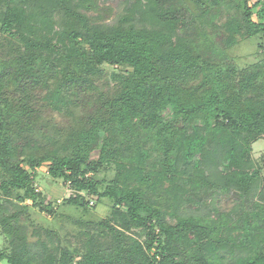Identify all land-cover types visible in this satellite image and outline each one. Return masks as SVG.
<instances>
[{"label": "trees", "instance_id": "obj_1", "mask_svg": "<svg viewBox=\"0 0 264 264\" xmlns=\"http://www.w3.org/2000/svg\"><path fill=\"white\" fill-rule=\"evenodd\" d=\"M137 2L143 12L105 22L87 14L91 0H0V264H264V153L257 165L251 155L264 138V49L241 68L224 48L264 37V0ZM55 69L63 87L95 90V128L72 98L38 99ZM43 165L73 189L63 204L111 202L103 218L76 219L74 243L31 221L32 208L55 214L35 185ZM107 168L113 177L99 178ZM212 182L248 209L179 207Z\"/></svg>", "mask_w": 264, "mask_h": 264}, {"label": "rangeland", "instance_id": "obj_2", "mask_svg": "<svg viewBox=\"0 0 264 264\" xmlns=\"http://www.w3.org/2000/svg\"><path fill=\"white\" fill-rule=\"evenodd\" d=\"M93 7L88 10L87 14L91 17L93 21H105L111 22L116 19L123 12L138 9L143 12L144 5H140L138 0H91ZM253 1V0H252ZM256 10L254 11V13ZM222 19V23L226 22L231 15L235 16L234 12L225 13ZM216 22V21H215ZM217 23H219L217 21ZM212 27V26H211ZM188 36H192V32H187ZM218 38L216 41L218 42ZM201 41V40H200ZM206 40H203V42ZM0 42L4 45L7 42L4 39L3 34L0 32ZM219 43V42H218ZM220 44V43H219ZM223 45V43L221 44ZM264 49V37L254 36L250 38H239L234 44L224 47L225 52L229 57H231L238 67L244 68L251 64L259 62L261 59V48ZM0 55H3L0 49ZM112 67L107 65L103 66V72H112ZM59 70H50V72H42L40 76L41 82L47 84V87H42L37 89V97L40 101L44 100V96L48 93L57 92L63 97L72 98L75 103L77 110V117L82 120V125L85 128H95L93 126L97 113L94 109V96L95 90L84 87L82 89L71 87L65 88L60 82H62V75L58 74ZM107 75V76H106ZM111 78L108 74L102 79L95 82L98 91H107L111 85ZM55 117L57 122L64 123L65 125H72V117H70L65 112H60L57 110L50 111ZM81 116V118H80ZM99 134H102V130L98 129ZM264 153V138H259L252 143V158L254 165L260 162L261 155ZM97 152H93L92 157H96ZM113 168H107L98 174L99 178L104 180H109L114 175ZM212 174L208 175V180L212 179ZM261 176L264 179V164L261 172ZM35 185L46 197L47 201H50L55 208V214L49 215L45 212H40L37 209H30L31 221L40 226L41 228L53 229L57 232L63 244L67 242H76V236L80 228L75 224L76 219L93 220L96 221L100 218L105 217L110 212L111 202L107 198L97 199L96 197L91 198L85 196V200H89V206L86 210L82 207L75 205L63 204L64 198L73 195L74 191L71 187L64 184L61 179H54L47 174V168L45 165L41 166L35 174ZM213 183V182H212ZM196 191L195 197L193 196V201L183 202L180 204V208H191L194 210H199L202 213H212L224 216L229 215H240L241 212L248 209L250 202L243 201L242 198L231 191L230 189L217 186L215 183L213 185H205L201 188L194 189ZM254 199V197H253ZM256 199V198H255ZM93 202V206H90ZM26 203H31L29 200ZM31 229H29L30 231ZM233 233H236L233 231ZM3 235L0 234V247L3 243ZM1 264H9L6 261H2Z\"/></svg>", "mask_w": 264, "mask_h": 264}]
</instances>
